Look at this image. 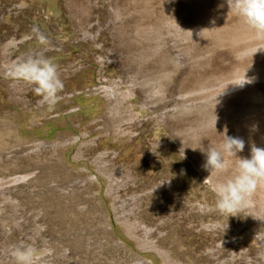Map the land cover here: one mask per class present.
Wrapping results in <instances>:
<instances>
[{
	"label": "rangeland",
	"instance_id": "obj_1",
	"mask_svg": "<svg viewBox=\"0 0 264 264\" xmlns=\"http://www.w3.org/2000/svg\"><path fill=\"white\" fill-rule=\"evenodd\" d=\"M88 1L0 0V126L10 124L21 140L11 153L21 155L17 165L0 167V182L12 188L0 196V264H15L12 251L22 245L42 253L40 264H164L155 250L140 248L120 215L136 218L138 233L169 250L176 264H264V238L261 243L254 239L264 236V223L246 212L220 215L209 186L211 178H229L238 158L251 157L253 146L264 149V84L258 86L261 97L253 101L258 111L236 122L217 121L216 116L228 111L212 105L178 123L156 121L182 101L188 73L228 76L259 58L243 54L245 44L221 40L242 20L229 12L227 0H206L200 8L204 21L214 23L213 30L191 38L177 25L176 33L161 40L162 49L156 54L148 51L150 61L138 67L134 56L122 58L115 27L125 25L132 31L137 23L160 24L173 17L184 24L198 22L200 0H150L149 11L124 22L115 18L113 6L125 0H91L87 36L76 16ZM11 40L15 44L4 54L2 47ZM128 42L135 53L147 50L146 45ZM112 53L115 60L110 63ZM28 56L50 59L58 67L64 88L51 110L41 105L32 85L8 74L13 64ZM158 68L173 69L164 99L144 106L149 96L140 90L138 97L124 103L141 112L128 122L116 82L139 80ZM127 89L128 84H122L121 90ZM109 117L115 134L105 129ZM179 131L182 134L174 136ZM226 137L243 139L245 148L238 158H229V173L209 176L204 167L207 150L220 149ZM36 164L43 167L45 182L24 187L10 183L14 175ZM98 164L112 179L99 173ZM93 177L98 182L92 183ZM15 196L18 200L13 202ZM43 196L54 203L49 211L43 206L51 203ZM253 207L264 213V187L254 195ZM62 208L59 217L56 210Z\"/></svg>",
	"mask_w": 264,
	"mask_h": 264
},
{
	"label": "bare ground",
	"instance_id": "obj_2",
	"mask_svg": "<svg viewBox=\"0 0 264 264\" xmlns=\"http://www.w3.org/2000/svg\"><path fill=\"white\" fill-rule=\"evenodd\" d=\"M91 1V0H90ZM88 1L85 8L81 11L82 14L76 16V20L79 21L80 31L90 35V32L87 28L89 23V19L91 16V2ZM204 1L200 0V5L197 6V10L199 13L198 22H191L184 24L179 21L177 18H171L170 20L164 23H137L133 26V30L126 29L125 25H122V28L115 27L116 30L121 36V44L124 51H122V58L132 60V56H134L135 60L138 59V67L142 65L144 62L150 61L148 51H151L153 54L158 53L159 50L162 49V45L164 42L161 40L170 34L176 33L177 25L186 29L192 38H195V35H199L207 31L208 29L213 30L214 23L204 21V15L201 8H204ZM143 3V6H140V3ZM150 0H125L122 4L117 3L114 7L111 4L115 11V18L117 20H124L129 16H133L136 14L146 13L149 11ZM201 6V8H200ZM138 7V9H136ZM125 24V23H123ZM191 32V33H190ZM128 38L130 41L137 42L147 46L146 51H141L140 53H135L131 51L130 44L125 39ZM222 41L230 40L232 42L245 44L246 48L242 49L243 54L246 56H258L259 58L251 61L250 64L244 65L240 67L235 73L228 76H218V77H210L203 78L201 75L195 76L188 73L185 78L182 87V101L176 105L173 110H166L162 113V115L158 116L156 121L160 122L161 125H165L168 123L166 120L171 119L172 123H178L181 120L189 118L191 115L196 113L203 114L204 109L212 105L214 107H224L227 110V114H222L219 117L216 116V120L220 122L233 121L236 122L246 116H252L255 111H258L256 105H253V101L255 99H259L261 97V92L258 90V86L260 84H264V49L257 51V48H264V42L258 40L252 30H250L243 21L237 25L235 31L231 35H222ZM132 42V43H133ZM153 42V43H152ZM15 44V40H11L8 43H5L2 47V51L6 54L9 51V47ZM150 48V49H149ZM192 48V45H191ZM190 52V50H188ZM115 60L114 53L109 57V62L113 63ZM197 62L194 63L196 65ZM193 68V66L191 67ZM190 68V69H191ZM190 71V70H189ZM173 69L169 71H164L158 68L156 71H153L148 74H143L142 79H131V80H121L116 82L118 92L121 95L120 100V108L123 111H127L129 114V121H133V119L138 116L141 112L135 111V105L125 106V101L127 99L138 97L140 90L144 91L148 94V101L144 100V106L149 104H157L161 100L164 99L167 93V87L172 81ZM247 75V79L251 81V83H245L243 86L238 85L236 83L241 82V76ZM196 77V78H194ZM122 79V78H121ZM128 84L127 90H121L122 84ZM14 99V96H12ZM195 99V100H193ZM146 103V104H145ZM212 119L208 118V122H211ZM2 122V121H0ZM204 124V119L202 121V125ZM250 126V124H249ZM200 127V126H199ZM105 129L109 131V134H115L117 132V128L114 124L113 117H109L105 121ZM253 126L249 127V131H253ZM258 129H260V125L258 124ZM182 133L179 131L174 136L181 135ZM21 143V140L16 136L14 127L9 125L0 126V167L1 168H13L17 164V161L21 159V155L19 156H11V153L15 151L16 145ZM24 146H20L22 148ZM178 147L181 149V145ZM37 147H30L29 150L33 151ZM182 150V149H181ZM10 158V162L6 163L5 159ZM200 168V165L194 162ZM99 166V173L107 176L109 179H112L110 173H108L107 168L103 167L101 164ZM29 168H33V170H29ZM42 166L40 164L29 166L27 169H24L21 173H18L10 183H13L15 186L24 187L27 184H33L38 182L42 184L45 182L46 178L42 175ZM206 178L208 176H205ZM97 177L91 178L92 183L98 182ZM214 181L211 178V183ZM217 182V181H215ZM7 182H0V196L6 195V190H11V187H5ZM44 197V196H43ZM38 198V196H36ZM13 202L18 200V197L15 196L13 198ZM16 199V200H15ZM46 204L51 203L50 205L43 206L48 211L54 206L53 201L47 197H44ZM257 209L255 207H251L246 209V212L249 215H253L255 218H258L261 223H264V213H257ZM206 211V209L204 210ZM203 211V212H204ZM57 213H59V217L64 214V210L57 209ZM52 214V213H51ZM120 222L123 223L133 236L138 240V244L140 248H149L155 250L159 253L162 258L165 260L164 264H176L171 260V253L169 250L162 248L160 245L156 243L153 239H149L147 237L141 236L138 233L140 230L139 221L136 218H127L123 215H120ZM215 223V222H214ZM264 238V236L259 235L254 237L256 241H260ZM78 243L81 242L80 239L77 240ZM152 263V262H150Z\"/></svg>",
	"mask_w": 264,
	"mask_h": 264
},
{
	"label": "clouds",
	"instance_id": "obj_3",
	"mask_svg": "<svg viewBox=\"0 0 264 264\" xmlns=\"http://www.w3.org/2000/svg\"><path fill=\"white\" fill-rule=\"evenodd\" d=\"M227 5L229 12L240 18L258 40H264V0H227ZM40 40L42 43L46 42L43 36ZM261 49L264 48H257L254 54ZM8 74L14 80H22L32 85L35 93L41 98V105L47 104L49 110L54 108L61 98L59 93L62 92L64 84L59 77L57 65L50 59L28 56L13 64ZM245 83L251 81L245 77L236 84L243 86ZM244 148L243 139L231 137H226L220 149L209 148L204 165L210 171L209 176L229 173V158L237 157V153L242 152ZM204 182H208V178ZM209 186L215 196V210L220 215L233 216L251 208L254 195L258 189L264 187V149L253 146L251 157L238 158L229 178L210 183ZM206 208L207 205H203L200 210L204 211ZM12 256L15 264H40L42 253L30 245H22L13 249Z\"/></svg>",
	"mask_w": 264,
	"mask_h": 264
}]
</instances>
